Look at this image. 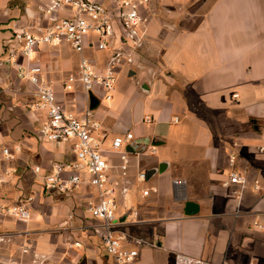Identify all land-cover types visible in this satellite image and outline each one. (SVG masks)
<instances>
[{
  "label": "crops",
  "instance_id": "1",
  "mask_svg": "<svg viewBox=\"0 0 264 264\" xmlns=\"http://www.w3.org/2000/svg\"><path fill=\"white\" fill-rule=\"evenodd\" d=\"M97 1L111 14L112 45L125 48L119 0ZM40 2L0 0V149L21 146L2 161L9 172L0 176V200L31 198L29 219L0 214V264H115L100 221L87 210L100 200L97 191L87 184L69 193L45 188L52 162L75 161L73 144L39 138L45 114L31 109L33 86L7 61L12 50L17 62L24 61L13 28L36 33L59 17L40 15ZM140 12L148 18L144 44L131 64L116 68L107 101L100 86L83 90L81 55L68 43L41 46L31 59L65 110L82 117L89 107L106 133L101 152L110 179L128 188L115 197L114 217L122 247L137 251L129 264H173L176 253L213 264H264V196L253 190L254 181L264 186L258 149L264 147V0H150ZM96 40L88 35L84 55L100 70L110 51L97 50ZM145 115L152 120L145 122ZM127 132L133 138L111 150V138ZM122 153L126 177L119 168ZM139 172L145 181H138ZM232 172L245 183L225 185ZM174 179L184 182L183 195Z\"/></svg>",
  "mask_w": 264,
  "mask_h": 264
},
{
  "label": "built area",
  "instance_id": "2",
  "mask_svg": "<svg viewBox=\"0 0 264 264\" xmlns=\"http://www.w3.org/2000/svg\"><path fill=\"white\" fill-rule=\"evenodd\" d=\"M37 5V12L43 16L59 15L55 21L44 27L37 28L38 32L15 27L12 29L14 40L19 44V54L24 59L17 62L16 52L9 53L7 61L15 66L16 77L25 80L33 86L31 91L30 107L34 111H42L45 114V122L38 130L40 139L49 142H72V151L75 161H55L51 163L50 172L44 174L43 184L45 188L56 189L60 192L69 193L74 191L81 184L93 187L100 198L98 202H89L87 210L92 217L100 221L102 229V243L108 255L115 264H129L136 256L135 249L124 248L121 245L122 237L117 234L118 225L114 217L116 209L115 197L117 194L124 196L127 193V186L119 180L110 179L111 166L102 156L101 141L106 138L101 124L94 119L92 110L86 108L82 117L65 110L57 101L56 95L50 82L42 76L41 66L33 62L32 55L41 46H58L68 43L73 50L81 56L78 63V79L83 90L89 94L95 86H100L104 91V98H112L115 88L116 68L133 61L132 53L140 49L144 44V29L142 26L148 18L140 12V7L145 6L150 0H119L118 15L124 26V33L120 34V43L126 44L125 48L113 46L115 29L111 14L106 6L97 0H41ZM90 33L97 35L95 48L99 51L109 50L110 55L100 70L84 55L87 37ZM93 44V42L89 41ZM72 80V77L69 78ZM64 87L70 89L69 83ZM264 114V107H262ZM149 115L144 116L145 122H150ZM172 122H178L179 117L173 116ZM133 134L127 132L125 135L111 138L110 147L118 151L124 141L131 140ZM259 151L264 153V147L260 146ZM21 150L20 145L13 147H2L0 149V176L9 171L3 166V160H10ZM150 151L155 153V146ZM121 164L119 166L121 175L127 176L128 159L120 154ZM34 171L39 172L40 167L34 166ZM82 172L88 174L83 178ZM138 181L146 180V173L137 174ZM244 184L245 178L239 173L229 174L225 185ZM173 185L179 195H183L184 182L181 179H174ZM253 190L264 196V186L254 181ZM150 190L143 191L147 195ZM31 198L19 203H7L0 200V214L10 216L18 220L30 218L28 203ZM136 213V212H135ZM264 228V226L259 225ZM79 245V243H74ZM25 251V250H24ZM173 264H213L199 258L183 253L174 255ZM220 264H231L222 262Z\"/></svg>",
  "mask_w": 264,
  "mask_h": 264
},
{
  "label": "water",
  "instance_id": "3",
  "mask_svg": "<svg viewBox=\"0 0 264 264\" xmlns=\"http://www.w3.org/2000/svg\"><path fill=\"white\" fill-rule=\"evenodd\" d=\"M93 103H94V99L91 97V98H90V104H91V106L93 105ZM160 167H161V166H160ZM159 170H161V168H159ZM149 173H150V172H148L147 175H148ZM193 206H194V205H193L192 203H187V204H186V207H187V208H192ZM187 210H188V209H187Z\"/></svg>",
  "mask_w": 264,
  "mask_h": 264
},
{
  "label": "rangeland",
  "instance_id": "4",
  "mask_svg": "<svg viewBox=\"0 0 264 264\" xmlns=\"http://www.w3.org/2000/svg\"><path fill=\"white\" fill-rule=\"evenodd\" d=\"M89 35H92L94 38L97 37V35L95 33H90ZM104 101H107V100L105 99ZM102 102H103V100H102Z\"/></svg>",
  "mask_w": 264,
  "mask_h": 264
}]
</instances>
